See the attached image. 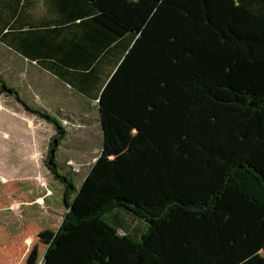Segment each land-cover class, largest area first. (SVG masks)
Wrapping results in <instances>:
<instances>
[{
    "label": "trees",
    "instance_id": "trees-1",
    "mask_svg": "<svg viewBox=\"0 0 264 264\" xmlns=\"http://www.w3.org/2000/svg\"><path fill=\"white\" fill-rule=\"evenodd\" d=\"M0 43L157 147L114 138L78 189L65 128L2 81L57 128L67 213L43 264H264V0H0Z\"/></svg>",
    "mask_w": 264,
    "mask_h": 264
},
{
    "label": "rangeland",
    "instance_id": "rangeland-1",
    "mask_svg": "<svg viewBox=\"0 0 264 264\" xmlns=\"http://www.w3.org/2000/svg\"><path fill=\"white\" fill-rule=\"evenodd\" d=\"M3 80L15 88L27 106L50 114L65 128L67 136L57 154L59 172L72 180L78 189L95 168L106 147L114 144V138L119 137L126 145L131 143V147L135 143L134 155L157 148L152 141L135 139L123 126L113 124L107 128L98 102L0 43V87ZM24 103L15 94H0V193H8L7 196L2 195L9 201L23 197L30 202L21 206L14 217H9L10 227L16 236L28 234L39 238L30 264L39 261L43 264L67 210L64 186L54 179L47 165L51 143L58 136L57 128L30 112ZM116 171L121 170H113L112 173H129L126 169L121 173ZM7 181L11 183L7 184ZM11 185L13 189L9 190ZM124 211L127 212L123 209L117 211L123 221L121 233L133 232L135 237H140L147 230V223L141 219L132 221ZM24 253L27 257V252ZM8 258L10 256H6ZM0 260L4 261L3 256Z\"/></svg>",
    "mask_w": 264,
    "mask_h": 264
},
{
    "label": "crops",
    "instance_id": "crops-1",
    "mask_svg": "<svg viewBox=\"0 0 264 264\" xmlns=\"http://www.w3.org/2000/svg\"><path fill=\"white\" fill-rule=\"evenodd\" d=\"M2 182L4 181L2 180ZM6 183L9 184L11 182L7 181ZM11 189H13V185L10 186L9 190ZM2 194L5 193H0V257L3 256L4 261L2 262V260H0V264H30L32 260V254L34 253V245L38 242L39 238H32L25 233V236L18 234L17 237L10 227L11 221L9 220V217H14V215L18 214L17 212L20 211L21 206L24 207V205H29L30 202L23 199V197H21L22 199L18 200L11 198L12 200L9 201L7 197L6 199H3ZM5 195L7 196L8 193ZM24 252H27V257L24 256ZM6 256H10V258L6 259ZM16 256H18V258H16ZM28 260L29 262H27ZM33 264H41V262H34Z\"/></svg>",
    "mask_w": 264,
    "mask_h": 264
}]
</instances>
